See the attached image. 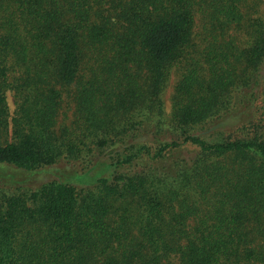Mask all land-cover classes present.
I'll list each match as a JSON object with an SVG mask.
<instances>
[{
  "label": "trees",
  "instance_id": "obj_1",
  "mask_svg": "<svg viewBox=\"0 0 264 264\" xmlns=\"http://www.w3.org/2000/svg\"><path fill=\"white\" fill-rule=\"evenodd\" d=\"M2 168L0 264H264V0H0Z\"/></svg>",
  "mask_w": 264,
  "mask_h": 264
},
{
  "label": "rangeland",
  "instance_id": "obj_2",
  "mask_svg": "<svg viewBox=\"0 0 264 264\" xmlns=\"http://www.w3.org/2000/svg\"><path fill=\"white\" fill-rule=\"evenodd\" d=\"M178 76H179V73L174 70V72L171 75V79H170L169 85H168L165 93L163 94V100H164V103H165V108H166V112L167 113L170 112V108H171L170 98H171V96L173 94V88H174V85H175L176 81L178 80ZM11 109L12 110L14 109L13 105L11 106ZM70 109H71V107H70ZM240 111L241 110H239V112ZM253 112L254 111H252V114H253ZM253 117H254V115H253ZM205 128H210V127L209 126H205ZM223 132H224L225 136H227V137L229 136L228 134H229L230 131L225 130ZM232 137H235V136H232ZM67 167H68V169H73L74 171L75 170L76 171H80L79 167L73 166L72 164H70V166H68L66 164L58 163L56 165L48 167L47 170L38 172V174L36 176H34L31 180L35 181V183H38V181L39 182L40 181H47L49 179H52L55 176V174H57V173L59 174L58 171L65 170L64 168H67ZM0 170H1L2 174L6 173L4 168H2ZM100 172H102V169L97 170V168H94V170L92 172L88 173V175L75 176L76 174L74 175L72 173H69V174L63 173V175H65V177H66L64 179H67L69 181H74L73 183H82L85 186H89L92 183H94V181L96 179V175L100 174ZM78 173H80V172H78ZM102 175L103 176H107V173H104Z\"/></svg>",
  "mask_w": 264,
  "mask_h": 264
}]
</instances>
